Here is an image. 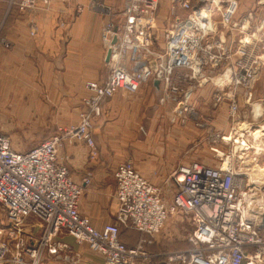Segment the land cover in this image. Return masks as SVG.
I'll list each match as a JSON object with an SVG mask.
<instances>
[{
    "label": "built area",
    "instance_id": "built-area-1",
    "mask_svg": "<svg viewBox=\"0 0 264 264\" xmlns=\"http://www.w3.org/2000/svg\"><path fill=\"white\" fill-rule=\"evenodd\" d=\"M54 1L63 0H10V6L31 11L39 3L49 5ZM161 1L124 0L122 9L113 10L99 0H91L90 9L106 16L101 38L111 56L107 77L88 84L80 121L61 127L28 150L16 149L10 137L0 133V202L8 216V223L0 228V264H43L46 254L69 264H89L79 249L59 240L62 234L72 236L76 245H87L101 254L104 264L149 261L153 254L145 245L162 232L171 215H184L191 222L188 240L193 246L167 252L164 264H243L246 260L264 263V224L260 226L254 218L244 217L239 197L241 173L231 158L228 167L199 161L179 164L170 175L169 188L173 185L176 190L168 199L163 188L127 159L115 171V221L97 228L80 212L85 185L92 182V173L85 176L83 183H77L61 150L66 143L83 141L90 157L96 158L95 119L102 115L103 102L121 90L136 93L144 83L157 79L161 100L174 103L176 118L193 110L188 102L197 87L195 82H211L216 89V103L228 101L230 116L238 117L241 112V99L237 97L240 89L244 102L252 106L254 120L264 122V97L255 100L253 93L264 64L262 56L254 52L264 48V14H259L264 0H256L252 9L238 17V0H171L173 14L179 9L188 14L165 32L162 54L155 50ZM83 9L80 6L78 11ZM217 12L220 19L216 20ZM219 25L241 34L237 48L240 59L235 64L227 63L222 73L209 76L208 66L215 72L224 59L232 56L230 46L216 37ZM37 31L34 24L31 34ZM3 44L8 46L9 41ZM180 70L179 77L189 83L184 85L175 79ZM232 129L222 138L236 143L233 137L239 135L235 127ZM234 153L235 147L232 156ZM31 217L39 233L28 231L25 223ZM123 228L141 231L148 239L129 247L121 239Z\"/></svg>",
    "mask_w": 264,
    "mask_h": 264
},
{
    "label": "crops",
    "instance_id": "crops-1",
    "mask_svg": "<svg viewBox=\"0 0 264 264\" xmlns=\"http://www.w3.org/2000/svg\"><path fill=\"white\" fill-rule=\"evenodd\" d=\"M90 1L63 0L54 1L49 5L39 3L34 10L21 11L17 6H10V0H0V94L1 108L6 117L44 118L48 108L44 105L43 97H47L56 107L58 106V111H69L73 103L80 102L79 120L82 98L89 93V82L103 80L109 73L106 61L108 50L101 38L106 16L103 12L91 10L88 5ZM255 2L256 0H240V14L245 13L246 8ZM105 4L113 5L112 0H106ZM80 6L84 7L81 12L78 11ZM34 24L37 25L38 31L32 35ZM5 40L9 41L8 46L3 44ZM154 102L155 97L150 84L142 85L136 93L119 91L103 102V114L96 118V125H100L101 129H109L106 136L98 130L94 131L100 156L91 158L87 146L82 142H69L63 149L64 156L62 154L61 156L77 183H83L85 176L89 172L92 173L91 184L85 185L80 212L88 216L97 228H102L116 219L118 203L115 171L128 158L133 159L136 168L146 178L164 186L167 199L171 198L176 190L173 185L169 188L170 175L178 164H186L185 157H180V152L185 150L186 145H182L181 142L176 144L172 139L170 144L175 147L168 150L167 157L157 164V160L153 159L144 162L140 160L139 151L146 147L144 140L141 139V143L136 144V149L131 152L130 149L120 147L117 137L122 134L126 138L129 132H133V128L135 133L139 121L137 119L142 118V112L147 108V104L151 107ZM123 114L125 121L119 124V127L110 120L105 121L110 118H121ZM55 116L61 118L62 114ZM173 131L178 132L181 139L184 138V132L178 128ZM131 154L134 155L130 156ZM153 170L157 171L158 175H154ZM263 210L256 211L259 219L264 214L261 213ZM183 216L171 215L168 218L162 232L153 237L151 243L146 246L153 254L152 259L138 264H164L167 252L193 246L189 240L187 246L185 245L192 225L191 230L187 229L189 230L187 233L183 227L186 223L184 219L188 224L190 221ZM26 221L28 231L40 232L39 227L33 226V217ZM134 230L139 234V239L137 238L135 243L128 244L121 238L129 247L137 246L148 236ZM59 240L79 249L84 255L85 262L104 264L101 254L94 252L87 245H76L72 236L62 234ZM43 264L69 263L62 258L46 254Z\"/></svg>",
    "mask_w": 264,
    "mask_h": 264
},
{
    "label": "rangeland",
    "instance_id": "rangeland-1",
    "mask_svg": "<svg viewBox=\"0 0 264 264\" xmlns=\"http://www.w3.org/2000/svg\"><path fill=\"white\" fill-rule=\"evenodd\" d=\"M99 1L102 2L103 6L105 7L110 6L113 10L115 9L120 10L124 5L123 0H112L113 5L105 4L106 0H99ZM238 1L240 8V0ZM253 7L254 5L246 8V12L243 14H240V9H238L237 17L245 15L248 12V10L252 9ZM170 8H171V0L161 1V5L158 10V15H160V17L157 20V28H156L157 41L155 47V50H158V52L161 54L164 52L163 46L165 43V32L178 22V17L180 19H185V16L188 14V11L185 9H179L178 12L173 14ZM259 14L260 16L264 14V6L259 8ZM217 18L220 19L219 12H217L215 15L216 20ZM218 31L219 32L216 34V37L218 39L224 40L225 44H227V46H230V49L232 50V56L227 60L224 59L220 67H218L215 70V72L211 71L210 67L208 66L207 74L209 76L218 75L222 73L227 63L235 64L240 59L239 55L237 54V48L239 47L240 42L242 40L241 34L239 35L238 31L231 32L229 31L228 28L221 27L220 25ZM254 52L257 56H262L264 60V48H261V50H255ZM208 65H211V63L208 62ZM181 72L182 71L180 70L179 72L176 73L175 79H177L178 81H180L182 84L185 85L189 82L184 78L179 77V75H181ZM195 83L197 84V87L192 92L191 98L188 102L192 106L193 110L187 111L184 114V116H176V118H174V109H175L174 103L168 101L162 102L161 100L162 90L158 91L159 84L156 85L155 80L144 83V84H150L151 91L155 97V102L154 104H152L151 107H149L150 105L147 104V108L142 112V118L137 119L139 121L137 127L135 128L137 130L135 133L133 128V132H129L126 138L122 134L117 136L119 138V145L122 149L127 148L130 149L131 151L133 149H136L135 146L136 144L141 143V139L144 140L143 142L146 147L144 148L143 151L139 149L141 150L139 151V153H140V160L142 162L153 159V160H157L156 162L157 164H160L162 159H165L167 157L168 155V154L166 155L167 151L173 150L172 147H175V145L170 144L172 139L176 144H179L181 142L182 145L183 144L184 146L186 145L184 147L185 150L183 152H180L181 154L180 157L182 158L185 157L186 163H190L192 161H199L212 166H218V165L220 166L221 164H225V162L228 161V166H229V163L232 161L234 163V166L236 167V170L239 173H241L240 175L241 179L239 180L241 187L239 197L243 202L242 204L245 205V201L242 199L244 193H248L253 196V199H256L258 198V196L262 194V191L264 192V184H262L260 188L257 187L258 185L253 184L252 180L250 179V176L248 175V172H250L255 165L264 166V152L260 154L256 152L254 153L253 152L254 149L248 152L247 150L249 149V147L247 145L243 146L242 143H239L241 141L238 142L237 140H235L236 143H233V141L232 142L225 141V139H223L222 136H226L227 134L230 133V131L232 132L233 131L232 127L236 128L234 132H236L238 135H240L241 133L248 134V130L242 127L241 124L243 123V121L248 122L250 124L254 122L256 124L258 122L254 120L256 118L254 117V113L252 112V106L244 102L243 92H241V90L238 89L237 97L239 100L241 99L242 108L238 117H232L229 115L228 101L224 100L222 102L216 103L215 101L216 89L211 82H207L202 85H198V82ZM253 93L255 100L262 99L264 97V64L262 65ZM43 102L44 105L47 106L48 108V111H46L44 118L41 119L9 118L6 117L2 111L1 108L2 100L0 94V133H4L7 136H9L13 144V147H15L16 149L28 150L39 144L41 141L56 134L61 127H67L72 124H76L81 119V117H79L78 120L80 102L73 103L69 111H64V110L58 111V106L56 107L55 104L50 102L49 98L47 97H43ZM82 109H83V102L81 103L80 114L82 112ZM57 114H62V117L57 118V116H55ZM108 120L112 121L114 125H117L116 127H119L120 126L119 124L125 121V115L123 114L121 118H110L105 121L108 122ZM140 121L142 122L140 123ZM96 123L97 120L96 122H94L95 124L94 131L98 130V132H102L106 136V133H109V129L107 130L101 129L100 125H96ZM175 128L176 129L178 128L179 130L184 132L183 133L184 138L181 139L180 138L181 135L178 132L173 131ZM239 128H241V130ZM244 129H246L247 131L245 132ZM238 130H240L239 133ZM233 138L236 139V137ZM244 138L246 139L245 136H242V139ZM95 140L97 142V138H95ZM121 140L123 141V143H121L122 142ZM74 142L84 143L83 141H74ZM84 145L86 144L84 143ZM234 147H235V153H234L235 155L232 156V151ZM63 149L61 150L62 155H63ZM220 151L222 152L223 155L219 154ZM241 151L243 153H241ZM98 155H99V151H98ZM133 155L134 154H131L130 156ZM154 170L152 171L154 175H158V172ZM153 183L163 188V190H165L164 186H162L161 184L155 182ZM166 185L167 183H165V186ZM256 203L257 201H255V204ZM184 220L186 221V223L183 227L188 233L189 230L187 229H190V226L192 224L191 222L188 224L187 220L186 219ZM114 221L115 220H113L112 222ZM7 223H8V216L6 209L4 205L0 202V228L6 225ZM138 236H139L138 232L132 228L122 229L121 237L128 244L135 243ZM145 238L148 239V236L144 237L143 240H145ZM187 242H188V236L185 244L186 246H187ZM146 246L147 244L145 245V249ZM146 250L148 251V249ZM245 262L249 263L251 262V260H246Z\"/></svg>",
    "mask_w": 264,
    "mask_h": 264
},
{
    "label": "bare ground",
    "instance_id": "bare-ground-1",
    "mask_svg": "<svg viewBox=\"0 0 264 264\" xmlns=\"http://www.w3.org/2000/svg\"><path fill=\"white\" fill-rule=\"evenodd\" d=\"M204 15H208L207 11H205V10H204ZM241 125H242V127L246 128L248 130V134L246 133L247 135L245 136L244 135L245 133H242L241 135L236 137V140L238 142L241 141L239 143H242L243 146L247 145L248 147L253 148L254 153L256 152V153L260 154V153L264 152V122L257 123L255 127H252L253 123L250 124V123L245 122V121H243V123ZM252 134H253V137L249 136ZM241 136H245L246 139L240 138ZM225 138L229 139V136L225 137ZM249 145H251V146H249ZM241 153H243V152L241 151ZM219 154H222V152L220 151ZM224 166L228 167V161L225 162ZM248 175L250 176L252 183L258 185L257 187H261L262 184H264V166L255 165L254 168H252V170L250 172H248ZM242 199L245 201V205L242 204L243 202L241 203L244 217L254 218V219L259 221L261 219V216L259 219V214L256 213V211L259 209H264V193H262L256 199H253L252 195L244 193ZM255 201H257L256 204H255ZM253 212H255V213H253ZM261 213H264V210ZM251 264H254V263L251 262Z\"/></svg>",
    "mask_w": 264,
    "mask_h": 264
},
{
    "label": "water",
    "instance_id": "water-1",
    "mask_svg": "<svg viewBox=\"0 0 264 264\" xmlns=\"http://www.w3.org/2000/svg\"><path fill=\"white\" fill-rule=\"evenodd\" d=\"M116 42V38H114L113 40V43ZM110 56H111V51L108 50L107 51V54H106V61L108 62L109 59H110ZM155 84L158 85L159 84V81L157 79H155ZM259 223H260V226H263L264 224V214L261 215V219L259 220Z\"/></svg>",
    "mask_w": 264,
    "mask_h": 264
},
{
    "label": "trees",
    "instance_id": "trees-1",
    "mask_svg": "<svg viewBox=\"0 0 264 264\" xmlns=\"http://www.w3.org/2000/svg\"><path fill=\"white\" fill-rule=\"evenodd\" d=\"M133 229V228H132ZM122 238V237H121ZM139 239V238H138Z\"/></svg>",
    "mask_w": 264,
    "mask_h": 264
}]
</instances>
